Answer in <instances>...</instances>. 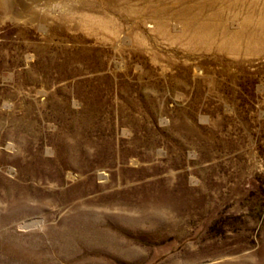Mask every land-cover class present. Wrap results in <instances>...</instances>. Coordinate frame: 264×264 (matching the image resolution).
<instances>
[{
	"label": "rangeland",
	"instance_id": "rangeland-1",
	"mask_svg": "<svg viewBox=\"0 0 264 264\" xmlns=\"http://www.w3.org/2000/svg\"><path fill=\"white\" fill-rule=\"evenodd\" d=\"M205 1L199 46L143 3L0 9V264H264V0Z\"/></svg>",
	"mask_w": 264,
	"mask_h": 264
},
{
	"label": "bare ground",
	"instance_id": "bare-ground-1",
	"mask_svg": "<svg viewBox=\"0 0 264 264\" xmlns=\"http://www.w3.org/2000/svg\"><path fill=\"white\" fill-rule=\"evenodd\" d=\"M41 1L43 0H0V9L1 11H7L9 9V12L11 14L17 12L20 13L24 9H29L31 6H33V4H40ZM178 1L172 2V0H117L118 7L122 8L123 11L133 10L135 5L134 3L137 2V4L139 3L141 5L143 3L142 7L145 12L158 13L161 19L160 28L166 31H168V29L171 30L170 33H172L173 38L180 43L199 46L207 43L211 38L213 39V37L216 36V32L214 29L219 23L213 21H203L198 19L196 16L187 15L196 14L204 10H210V7H213V9H215L214 5L211 4L210 6L205 0H181L180 3H177ZM225 1L228 3V5L231 6L239 4L242 6L245 5L244 3H246V0ZM88 11L95 12L93 10ZM171 12L175 14H181L182 16L179 17V20H177L176 18L173 20H166L168 17L167 15H169V13ZM92 19L100 22L101 20L106 21V23L108 24L107 29H109L112 34H116L115 31L110 29L112 28V26L114 27L115 23H117L118 20L115 16H113L112 13L98 11L97 13L93 14ZM175 21H177L178 24H175ZM243 28L244 26L241 25L235 31H227L228 34L226 33L223 37L224 44L233 45L238 40L243 38L245 36V31ZM121 34L125 35L126 43H131V37L126 33V31H123V33ZM136 38L138 40H141V35H139L138 32ZM249 40L251 42H258V30L256 28L253 29V32L250 33Z\"/></svg>",
	"mask_w": 264,
	"mask_h": 264
}]
</instances>
